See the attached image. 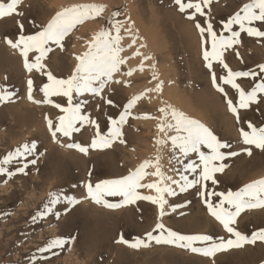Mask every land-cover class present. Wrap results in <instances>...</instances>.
Here are the masks:
<instances>
[{
	"label": "rangeland",
	"instance_id": "rangeland-1",
	"mask_svg": "<svg viewBox=\"0 0 264 264\" xmlns=\"http://www.w3.org/2000/svg\"><path fill=\"white\" fill-rule=\"evenodd\" d=\"M249 2L251 0H216L211 6L210 13L214 30L219 33L223 22ZM81 4L103 5L105 12L101 17L77 26L65 39L64 51L53 46L54 51L48 54L45 62L47 69L52 70L54 76L61 79L68 78L77 64L75 56L82 55L88 50L87 44L95 33L105 28L111 29L114 20L126 21L129 17L135 23V29L138 30L142 42L145 41L149 47L140 51L151 55L154 60L145 63L143 72L139 71L141 57L127 60L122 71L129 69L136 71L131 77H116L126 81L127 86L113 85L114 91L106 90L107 97L114 101L116 107L87 94L85 97L74 95V103L77 100H88L84 109L85 114H90L91 118L100 124L102 133L110 126L109 117L118 118L128 100L147 89L155 88L156 83L163 82L161 94L148 93L146 98L139 101L132 110V116L124 126L126 144L116 142L109 149H90L87 156L76 149L67 151L65 147L63 153V147L53 141L47 128L46 117L55 120L62 113L50 104L35 105L28 99L27 78L32 79L35 76L38 80V73L35 70L33 74L28 73L23 66L22 57L17 51L9 49L6 43L7 37L13 40L18 38L19 23H23L25 35L33 34L36 28L31 21L46 25L56 11ZM21 10L24 12L23 16L13 15L0 19V86L16 93L12 101L0 102V161L16 148L33 142L37 145L34 155H38L39 159L36 165L29 163L26 169L27 175L17 174L7 183L4 182L7 177L0 176V264H211L210 258L170 245H156L153 242L151 247L137 250L119 243L121 235L130 242H134L136 238H146V234L152 231L157 223V207L147 201H138L136 204L117 209L107 208L103 204L96 205L92 200L85 198L84 185L89 180L95 184L105 179H116L127 175L143 161L154 160L157 155L162 157L161 164L166 174L176 176L172 168L182 165L176 163L170 143L164 147L156 144V139L161 137L156 127L158 121L133 118L145 115L160 116L158 109L164 106L162 101H167L170 106L172 104V107L178 111L184 110L183 113L190 118L199 120L211 128L222 140L231 142L235 151L247 147L243 145L238 135L239 127L243 126L247 130V121H251L256 126H264V104L240 109L241 122L239 124L236 122L223 96L212 86L209 70L203 60L200 36L194 22L179 12L174 0H25ZM117 12L119 16L114 17L113 14ZM205 19L197 15V22L201 25L205 24ZM124 27L127 28L128 25L125 24ZM234 30H238V26H234ZM121 34L125 37L122 46L126 49L122 55L126 58L131 57L141 41H137L138 46L128 48L131 44L130 38L123 30ZM224 34L228 35V33ZM241 41L242 43L235 46V49L225 52V60L229 67L234 71H259L257 66L264 64V38L248 37L246 33H242ZM236 51L240 54L239 58ZM34 54L30 53V59H33ZM152 65H155L158 81L152 80L153 70L150 68ZM213 70L216 71L217 76L224 71L218 64H214ZM41 76L39 80L42 83H38L34 77V89L39 90L48 82L46 76L44 78L43 75ZM24 77H27V80ZM258 79L259 77L257 81ZM257 81L246 77L240 78L238 83L245 90H250ZM227 90L229 97L237 103L238 95L235 90L230 88ZM37 93L33 92L34 99L42 101L44 97L38 96ZM51 99L67 106L66 97ZM209 111L213 112V116ZM201 115L206 118L201 119ZM31 117L36 123H32ZM26 120L30 121L26 122ZM93 136L94 129L86 125L80 132L73 134L72 141L88 145ZM61 137L59 138L64 144L72 142ZM33 158L34 156H29L28 161ZM191 158L196 157L193 154ZM23 163L24 161L20 164L13 162L7 167L15 171ZM226 163L229 167L225 172L217 174V179L220 181L215 186L217 191H238L244 185L264 178V152L254 147L251 157L241 155ZM148 171L151 172L153 169ZM89 172L92 173L91 177L88 175ZM155 180L156 177L148 176L143 183H151ZM209 187H213L210 182ZM140 191L144 195H155L147 189ZM51 192L75 196L81 203L75 206H69L64 202L58 203L52 207L54 212L60 213L59 220L48 214L34 222L33 216L44 210L43 206L49 200ZM104 199L109 203H120L122 198L106 196ZM168 200L170 205L183 206L177 207L175 211L171 208L166 209L167 214L163 218V223L167 228L182 234L228 237L222 226L210 216L196 189L169 197ZM216 200L217 198L214 197L213 201ZM186 201H191V204H185ZM261 228H264V209L246 211L238 218V230L244 234L250 235ZM69 237L75 238V244L68 254L61 252L56 255L54 253L59 251L56 249L47 253L40 251L52 239ZM215 262L216 264H264V242L258 241L255 245H245L240 249L220 253L215 257Z\"/></svg>",
	"mask_w": 264,
	"mask_h": 264
},
{
	"label": "snow or ice",
	"instance_id": "snow-or-ice-1",
	"mask_svg": "<svg viewBox=\"0 0 264 264\" xmlns=\"http://www.w3.org/2000/svg\"><path fill=\"white\" fill-rule=\"evenodd\" d=\"M25 0H0V19L13 15L23 16L21 10ZM216 0H174L180 13L194 22L198 30L202 47L203 60L211 76L212 86L219 92L227 105L229 112L235 117L236 122H241L240 109H249L252 105L264 104V64L258 65L259 71H234L225 60V52L235 49L240 45L241 34L246 33L248 37L264 38V0H251L245 3L239 11L228 18L222 24V30L218 33L214 30L211 22V6ZM105 12V6L96 4H81L64 7L56 11L51 20L46 25H39L31 21L36 31L33 34H24V25L19 23L20 33L16 40L6 39V43L14 51H18L22 57L23 66L28 73L34 70L40 75L47 77L39 91L43 93L42 101L33 97L34 80H27V97L36 104L47 103L59 110L61 115L57 119L46 117L47 128L51 133L53 141L61 147L76 149L87 156L90 149L104 150L112 148L116 142L126 144L124 139V126L128 123L132 110L139 101L146 98L148 93L155 92L161 94L163 82L156 83L155 88L147 89L145 92L133 96L123 106L118 118L109 117L110 126L106 132L102 133L100 124L93 120L90 114H85V107L88 100H77L76 97L90 95L99 98L106 104L116 107L112 99H109L106 90L114 91L113 85H125L127 82L117 79V76L131 77L136 69L122 71V67L128 59L141 57L142 63L139 71L145 70V63L152 60L151 55H146L140 51L146 48L147 44L141 42L131 57L122 55L126 51L122 46L125 38L122 30L131 40L128 48L136 47L137 41H142L135 23L129 17L126 21L114 20L111 29L105 28L95 33L91 41L87 44V51L82 55H76L77 64L74 72L66 79L57 78L47 69L45 61L48 54L54 51L53 46L60 51L65 50V39L79 25L86 21L101 17ZM197 15L205 17V24L197 22ZM119 16V12L113 14ZM128 27L125 28L124 25ZM238 26V30H234ZM114 29V31H113ZM224 33H228L225 35ZM30 53H35L34 59H30ZM239 58V52L236 51ZM214 64H218L224 71L217 76L214 71ZM153 70V81H158ZM251 78L254 83L250 90H245L238 83L240 78ZM228 88L234 89L238 95V102L234 103L229 97ZM16 95L14 91H9L5 87H0V102H10ZM52 97H66L67 106L54 102ZM164 106L158 111L160 116L145 115L136 116L134 119H154L157 120V129L161 137L156 140V144L161 147L171 145V151L178 165L172 171L176 176L167 175L161 164L162 157L157 155L155 159L143 161L134 171H129L127 175L116 179H105L93 184L91 180L85 183L86 199H90L96 204H103L107 208L117 209L127 205L136 204L138 201H147L155 205L158 210L157 223L152 231L146 234V238H136L134 242L126 240L121 235L118 241L132 249L149 248L154 242L156 245H170L180 249L188 250L191 253L202 257L210 258L211 264H216L215 257L220 253L228 252L232 249H240L245 245H255L258 241L264 242V228L253 231L250 235L238 230V218L242 213L253 209H264V178L255 180L244 185L238 191H217L220 181L217 174H223L229 167L226 161L241 155L249 157L253 154V147L264 152V126H256L251 121L246 122V128L239 127V135L243 145L247 146L240 151L233 150V144L222 140L211 128L193 119L168 105L167 101L161 102ZM94 129V136L91 143L83 145L72 141L74 133H78L84 126ZM174 133V134H173ZM60 136L67 138V144L62 143ZM35 142L24 144L16 148L13 152L0 161V176H6L4 181L12 179L17 174L27 175L26 169L31 165H36L39 159L36 153ZM195 155L196 158H191ZM42 155V154H40ZM29 156H34L28 161ZM22 166L15 171L7 167L13 162ZM153 169V171H148ZM91 177L92 173H88ZM156 177L155 182L143 183L146 177ZM191 176V178H190ZM209 182L213 187H209ZM75 187V186H74ZM141 189L154 192L155 195H144ZM190 189H196L202 203L212 216L228 234V237H214L211 234H182L167 228L163 223V218L167 214L166 209L175 211L177 207L183 205L169 204V197H175L180 193H186ZM121 197L120 203H109L104 197ZM217 198L216 202L213 198ZM64 202L69 206L81 203L79 199L72 195H65L61 192L49 193V200L43 206L44 210L33 216L35 222L38 218H44L48 214L59 220L60 213L54 212V205ZM185 204H191L186 201ZM157 233V234H153ZM75 244V238H55L48 242L46 247L41 248V252H52L59 255L61 252L68 254ZM67 246V248H66Z\"/></svg>",
	"mask_w": 264,
	"mask_h": 264
},
{
	"label": "bare ground",
	"instance_id": "bare-ground-1",
	"mask_svg": "<svg viewBox=\"0 0 264 264\" xmlns=\"http://www.w3.org/2000/svg\"><path fill=\"white\" fill-rule=\"evenodd\" d=\"M51 14H52V13H51ZM15 16H16V15H15ZM13 19H14V17H13ZM14 20H15V19H14ZM43 21H44V20H43ZM15 22H16V21H15ZM25 24H26V23H25ZM26 26H27V25H26ZM136 26H137V25H136ZM14 29H15V28H14ZM18 29H19V28H18ZM140 29H141V28H140ZM11 30H12V29H11ZM17 31H18V30H17ZM143 32H144V31H143ZM18 34H19V33H18ZM17 36H18V35H17ZM6 37H7V36H6ZM7 38H8V37H7ZM1 39H3V37H1ZM5 39H6V38H5ZM3 40H4V39H3ZM145 40H146V38H145ZM129 41H131V40H129ZM141 42H142V41H141ZM144 42H145V41H144ZM4 43H5V42H4ZM2 44H3V43H2ZM137 46H138V45H137ZM147 48H149V47H147ZM9 49H10V47H9ZM131 49H132V48H131ZM11 50H12V49H11ZM0 52H1V51H0ZM12 52H13V51H12ZM17 52H18V51H17ZM150 52H151V51H150ZM9 53L11 54L10 51H9ZM16 54H17V53H16ZM50 54H51V53H50ZM50 54H49V55H50ZM146 54H147V53H146ZM7 55H8V54H7ZM11 55H12V54H11ZM17 55H18V54H17ZM17 55H16V56H17ZM35 55H36V54H34V56H35ZM52 55H53V53H52ZM52 55H51V56H52ZM8 56H9V55H8ZM34 56H33V59H34ZM51 56H50V58H51ZM48 60H49V59H48ZM152 60H153V59H152ZM49 61H50V60H49ZM153 61H154V60H153ZM45 63H46V62H45ZM131 63H132V62H131ZM153 63H154V62H153ZM150 68H151V66H150ZM151 69H152V68H151ZM51 71H52V70H51ZM148 72H149V71H148ZM157 72H158V71H157ZM33 73H34V72H33ZM33 73H32V74H33ZM149 73H151V72H149ZM155 73H156V72H155ZM24 74H25V73L23 72V75H24ZM157 74H158V73H156V75H157ZM24 76H25V75H24ZM38 76H39V78L42 77L39 73H38ZM40 76H41V77H40ZM151 76H152V75H151ZM159 76H160V74H159ZM2 77H3V76H2ZM30 77H31V76H30ZM34 77H35V76H33L32 79H34ZM44 77H45V76H43V78H44ZM24 78H25V77H24ZM26 78H27V77H26ZM26 78H25V79H26ZM36 78H37V77H35V80H36ZM39 78H38V80H36V81H37L38 83H39V82L42 83L41 80H39ZM43 78H42V80H43ZM27 79H29V77H28ZM27 79H26V80H27ZM26 80H25V81H26ZM46 80H47V78H46ZM161 80H162V79H161ZM36 81H35V82H36ZM169 81H170V80H169ZM171 82H172V81H171ZM173 82H174V81H173ZM26 83H27V82H26ZM38 83H36V84L38 85ZM155 83H156V82H155ZM36 84H35V85H36ZM153 84H154V82H153ZM165 84H167V83L165 82ZM175 85H176V84H175ZM39 86H41V85L39 84ZM119 86H121V85H119ZM0 87H1V86H0ZM41 87H42V86H41ZM166 87H167V86H166ZM26 88H27V87H26ZM36 90H37V88H35V90H34L35 93H37ZM34 91H33V92H34ZM37 91L39 92V94L37 93L38 96H42V97H43V94H42V93L40 94V91H39V90H37ZM137 91H138V90H137ZM181 92H182V91H181ZM185 93H186V92H185ZM154 94H155V93H154ZM33 95H34V94H33ZM136 95H137V94H136ZM152 95H153V94H152ZM155 95H156V94H155ZM157 95H158V94H157ZM174 95H175V94H174ZM33 97H35V96H33ZM174 97H175V96H174ZM62 98H63V97H62ZM36 99H37V98H36ZM39 99H40V98H39ZM19 101H20V100H19ZM146 101H148V100H146ZM179 101H180V100H179ZM181 101H182V100H181ZM187 101H188V100H187ZM193 101H194V100H193ZM6 103H7V102H6ZM182 103H184V102H182ZM182 103H180V107H182V106H181ZM169 104H170V103H169ZM29 105L32 106V104H29ZM35 105H36V103H35ZM40 105H41V104H40ZM66 105H67V104H66ZM178 105H179V104H178ZM38 106H39V105H38ZM148 106H149V105H148ZM171 106H172V104H171ZM185 106H186V105H185ZM190 106H191V105H189V107H190ZM193 106H195V105H193ZM200 107H201V106H200ZM200 107H199V108H200ZM30 108H31V107H30ZM30 108H26V109H30ZM195 108H196V107H195ZM24 109H25V108H24ZM26 109H25V110H26ZM207 109H208V108H207ZM56 110H58V109H56ZM98 110H99V109H98ZM190 110H192V109H190ZM19 111H20V110H19ZM183 111H184V110H183ZM183 111H181V112H183ZM186 111H187V110H186ZM20 112H21V111H20ZM27 112H29V110H27ZM31 112H32V111H31ZM184 112H185V111H184ZM197 112H198V110H197ZM199 112H200V111H199ZM207 112H208V111H207ZM209 112H210V111H209ZM22 113L25 114V112H22ZM29 113H30V112H29ZM29 113H27V114H29ZM187 113H188V112H187ZM190 113H191V112H190ZM194 113L196 114V112H194ZM205 113H206V112H205ZM212 113H213V112H212ZM212 113L210 112V114H212ZM32 114H33V113H32ZM46 114H47V113H46ZM101 114H102V113H101ZM184 114H185V113H184ZM188 114H189V113H188ZM197 114H198V113H197ZM197 114H196V115H197ZM29 115H30V114H29ZM29 115H28V117L30 118ZM185 115H186V114H185ZM31 116H32V115H31ZM187 116L190 117L189 115H187ZM194 116H195V115H194ZM210 116H211V115H210ZM212 116H213V114H212ZM32 117L34 118V116H32ZM32 117H31V118H32ZM47 117H48V116H47ZM216 117H217V116H216ZM26 118H27V115H26ZM33 118L31 119V120H32V123L35 122V121H33ZM203 118H206V117H202V115H201V119H203ZM23 119H24V117H23ZM34 119H35V118H34ZM24 120H25V119H24ZM27 121H30V120H26V122H27ZM213 121H214V120H213ZM44 122H45V120H44ZM203 122H205V121H203ZM35 123H36V122H35ZM25 124H26V123H25ZM29 124H30V123H29ZM29 124H28V125H29ZM21 125H23V124H21ZM156 127H157V126H156ZM35 130H36V129H35ZM50 134H51V133H50ZM155 135H157V134H155ZM158 135H159V134H158ZM160 135H161V134H160ZM238 135H239V134H238ZM151 136H153V135H151ZM153 137H154V136H153ZM155 137H156V136H155ZM61 138H62V137H61ZM62 139H63V138H62ZM142 140H143V139H142ZM156 140H157V139H156ZM64 141H65V140H64ZM52 143H53V142H52ZM66 143H67V142H66ZM54 144H55V143H54ZM54 144H53V145H54ZM147 144H148V143H147ZM51 145H52V144H51ZM55 145H56V144H55ZM58 145H59V144H58ZM56 147H57V146H56ZM57 148H58V147H57ZM60 149H61V148H60ZM63 149H64V147H63ZM65 149H66L67 151L69 150V148L67 149L66 147H65ZM65 149H64V152H63V153H65ZM50 154H51V153H50ZM40 164H41V163H40ZM56 170H57V169H56ZM106 176H107V175H106ZM35 177H36V176H35ZM95 179H97V178H95ZM99 179H100V178H99ZM111 179H112V178H111ZM92 180H93V179H92ZM100 180H102V179H100ZM83 183H84V182H83ZM84 196H85V195H84ZM47 197H48V196H47ZM114 199H115V198H114ZM86 201H87V200H86ZM96 205H97V204H96ZM126 208H127V207H126ZM122 212H123V211H122ZM239 226H240V225H239Z\"/></svg>",
	"mask_w": 264,
	"mask_h": 264
}]
</instances>
